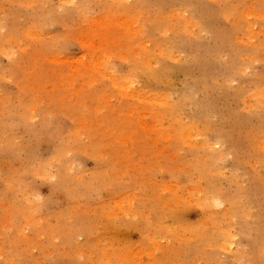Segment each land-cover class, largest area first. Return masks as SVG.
Returning a JSON list of instances; mask_svg holds the SVG:
<instances>
[{
  "label": "rangeland",
  "instance_id": "374dc122",
  "mask_svg": "<svg viewBox=\"0 0 264 264\" xmlns=\"http://www.w3.org/2000/svg\"><path fill=\"white\" fill-rule=\"evenodd\" d=\"M0 264H264V0H0Z\"/></svg>",
  "mask_w": 264,
  "mask_h": 264
}]
</instances>
